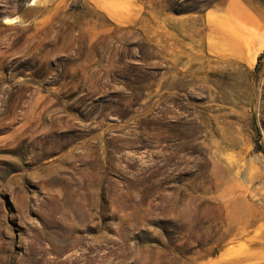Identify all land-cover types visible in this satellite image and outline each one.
I'll use <instances>...</instances> for the list:
<instances>
[{
  "label": "rangeland",
  "instance_id": "obj_1",
  "mask_svg": "<svg viewBox=\"0 0 264 264\" xmlns=\"http://www.w3.org/2000/svg\"><path fill=\"white\" fill-rule=\"evenodd\" d=\"M232 1L0 0V264H264V0ZM241 4L252 64L208 45Z\"/></svg>",
  "mask_w": 264,
  "mask_h": 264
},
{
  "label": "crops",
  "instance_id": "obj_2",
  "mask_svg": "<svg viewBox=\"0 0 264 264\" xmlns=\"http://www.w3.org/2000/svg\"><path fill=\"white\" fill-rule=\"evenodd\" d=\"M238 9L243 13V15H246L244 30L242 32H237V28H234L231 31L226 30L225 27H222L220 22L216 23L215 20L212 25V29L214 31H211V34L213 33L215 38L212 42H209L208 45L213 49H216L218 45H220L221 49L225 47L231 50L235 58H238L244 63L252 64L253 61L251 60L255 59V54L258 52H255V48L249 41L251 38L256 36L254 31L259 28L258 24L260 19L255 15L254 10L246 4L239 5ZM232 26L236 27L235 25ZM240 35L242 36L241 38L239 37Z\"/></svg>",
  "mask_w": 264,
  "mask_h": 264
},
{
  "label": "clouds",
  "instance_id": "obj_3",
  "mask_svg": "<svg viewBox=\"0 0 264 264\" xmlns=\"http://www.w3.org/2000/svg\"><path fill=\"white\" fill-rule=\"evenodd\" d=\"M7 22H9V23H14L15 21H7Z\"/></svg>",
  "mask_w": 264,
  "mask_h": 264
}]
</instances>
